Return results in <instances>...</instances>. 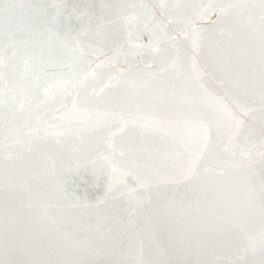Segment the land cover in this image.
Wrapping results in <instances>:
<instances>
[{"label":"snow or ice","instance_id":"6c2138e0","mask_svg":"<svg viewBox=\"0 0 264 264\" xmlns=\"http://www.w3.org/2000/svg\"><path fill=\"white\" fill-rule=\"evenodd\" d=\"M0 264H264V0H0Z\"/></svg>","mask_w":264,"mask_h":264}]
</instances>
